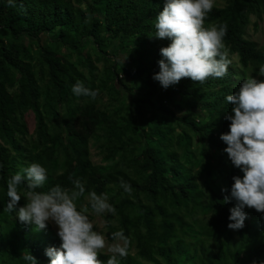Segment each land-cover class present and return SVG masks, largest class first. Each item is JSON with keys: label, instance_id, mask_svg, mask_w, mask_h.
I'll return each instance as SVG.
<instances>
[{"label": "trees", "instance_id": "trees-1", "mask_svg": "<svg viewBox=\"0 0 264 264\" xmlns=\"http://www.w3.org/2000/svg\"><path fill=\"white\" fill-rule=\"evenodd\" d=\"M165 2L13 0L14 6H9L8 0H0V30L14 39L0 45V264H29L21 259L24 250L38 264H50L46 249L61 245L49 224L37 230L35 224L22 223L15 213L3 211L7 179L34 162L47 169L48 179L39 191L57 184L71 187L69 177H73L82 179L86 191L108 193L120 225L110 227L108 234L123 229L131 239L128 256L120 258V264L264 261V213L246 208L245 227L228 228L235 201L223 204L221 190L227 188L230 195L232 178L243 173L232 165L224 151L227 145L220 139L229 131L226 116L233 107L226 96L239 90L246 72L264 79L259 72L264 66V44L246 38L251 16L264 20V0H227L223 7L214 6L205 21V26L228 25L224 42L228 53L238 57L241 69L231 63L222 79L195 83L184 78L168 89L153 79L163 59L160 50L171 43L155 38L153 22ZM43 35H53L58 47L83 55L89 65L86 41L99 50L115 41L118 54L133 52L136 68L129 74L122 71L144 79L146 98L132 101L138 113L126 117L122 108L108 113L95 104L74 105L86 97L75 96L73 85L81 81L96 90L93 77L87 79L78 65L45 49L42 63L47 65L56 100L48 104L50 92L43 93L41 78L25 57L24 45L17 42L24 36ZM112 68L116 70V64ZM117 80L128 89L122 79ZM62 105L66 111L55 121L58 131L54 132L49 122ZM145 108L152 115L139 117ZM29 111L36 117V139L28 137L25 115ZM195 139L203 146L201 155L193 149ZM92 142L104 154L107 166L93 164ZM207 144L215 150L214 158L208 156ZM121 178L131 184V194L120 187ZM25 187L20 186L21 194ZM83 202H77L78 208ZM100 259L106 262L108 254Z\"/></svg>", "mask_w": 264, "mask_h": 264}, {"label": "clouds", "instance_id": "clouds-1", "mask_svg": "<svg viewBox=\"0 0 264 264\" xmlns=\"http://www.w3.org/2000/svg\"><path fill=\"white\" fill-rule=\"evenodd\" d=\"M8 2L9 6H14L13 0ZM214 5L215 0H166L156 16L155 38L171 40L169 46L160 50L163 57L158 61L160 71L153 77L164 89L179 84L184 78L204 83L209 78L222 79L228 74L231 61L224 42L228 25L205 26ZM259 72L264 77V66ZM71 91L77 97L93 100L99 94V89L92 90L81 81H77ZM226 101L233 107L226 116L230 121L229 131L220 139L227 145L224 151L232 165L243 176L232 178L230 195L227 188H222L225 194L222 202L235 201V207L229 210L228 228L238 231L245 227L248 219L246 208L264 213V79L246 78L237 92L226 96ZM47 179V169L35 162L9 177L8 200L3 211L15 213L22 223L35 224L37 230H45L49 223L57 227L61 245L46 249L50 264H120V258L128 256L130 237L119 229L111 233L109 240L102 232L94 230L89 217L90 210L96 216H116L108 193L86 191L82 179L73 177H69L71 187L57 184L48 191H39ZM21 185H26L23 195ZM120 187L128 194L133 191L131 184L122 178ZM22 197L27 202L18 207ZM81 199L87 203L78 208L77 202ZM111 224L115 227L116 221ZM102 254H108L106 262L100 259ZM21 259L38 264L28 250L22 252Z\"/></svg>", "mask_w": 264, "mask_h": 264}, {"label": "rangeland", "instance_id": "rangeland-1", "mask_svg": "<svg viewBox=\"0 0 264 264\" xmlns=\"http://www.w3.org/2000/svg\"><path fill=\"white\" fill-rule=\"evenodd\" d=\"M227 0H215L216 7H223L226 4ZM86 5H83L85 7ZM246 38L256 42L259 46L264 44V20H258L255 16H251V24L247 28ZM10 33L6 30H0V45H8L13 42ZM24 45V55L28 61L34 65L35 72L38 77L41 78V86L43 93L46 90H49V96L47 98L48 104H55V98L53 94L54 90L50 87V83L47 75V65L42 63L41 54L45 49L55 50L58 53L62 54L65 58H68L72 63L78 65L81 72L87 79L94 80V85L96 89H99V94L95 100L91 97H86L84 99H77L74 102V105L84 106L86 104H95L102 110L112 113L116 111V109H124L123 115L128 117L138 112L133 108V100L137 99H145L146 89L145 82L143 78L133 77L130 75H124V73H130L134 68H136L135 57L133 52H128L126 54H118V43L115 41H110L107 46L102 48V50L97 49L92 43L86 41L87 47L84 50L85 54H87L90 58V65L86 62L85 57L83 55L71 52L69 50L58 47V42L54 41L53 35H43L41 38H33L29 36H24L19 38L17 41ZM59 49H58V48ZM57 48V49H56ZM229 58L231 63L234 64L235 68H240V64L238 62V57L236 55H230ZM112 64H116V70H113ZM119 76V77H117ZM246 78L250 77L248 72L245 73ZM122 79L128 89H124L118 83V80ZM46 95V94H45ZM44 95V97H45ZM43 102H45L43 100ZM59 114L56 117H52L51 124L54 132H57L58 129L55 126V121L59 120L62 116H64L66 108L64 105L57 108ZM131 110L132 112H129ZM122 113V112H121ZM152 110L145 108L139 114V117L145 118L147 116L152 115ZM180 116L179 112H177ZM46 114V113H45ZM206 116V115H205ZM46 117L49 119L48 114ZM25 121L28 128V137L31 139H36V129L37 122L35 114L32 111H29L25 115ZM105 134V133H104ZM97 143L92 142L91 144V159L94 165L96 166H107V162L105 161V156L100 152L98 148H96ZM193 149H197V153L201 155L203 153V146L199 144L198 140L195 139ZM141 149L136 153H140ZM206 152L209 157H215V150L210 146L206 145ZM23 195V193L21 194ZM109 197V201H110ZM26 199L22 197L21 204L18 207H23L26 204ZM84 201L79 207L86 204ZM89 217L94 223V230L102 232L106 238L110 240V236L108 234L110 227H114L111 224V221L115 220L116 225L115 228H119V221L116 216H112L110 214H105L101 216H96L94 213L89 211ZM52 230L57 235V227L53 223H49ZM58 236V235H57ZM131 253L135 254V249H131Z\"/></svg>", "mask_w": 264, "mask_h": 264}]
</instances>
